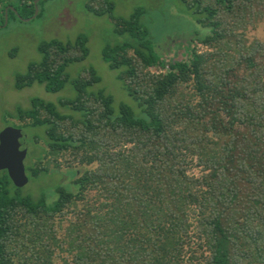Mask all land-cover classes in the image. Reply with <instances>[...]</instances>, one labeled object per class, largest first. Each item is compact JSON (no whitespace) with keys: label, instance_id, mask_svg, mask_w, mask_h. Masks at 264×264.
<instances>
[{"label":"trees","instance_id":"1","mask_svg":"<svg viewBox=\"0 0 264 264\" xmlns=\"http://www.w3.org/2000/svg\"><path fill=\"white\" fill-rule=\"evenodd\" d=\"M181 2L198 27L188 53L172 58L140 22L141 10L121 18L114 0L85 7L128 37L101 58L132 107L115 108L95 88L93 68L68 74L89 56L85 35L41 42L40 60L15 76L16 91L73 92L5 114L24 123L16 128L40 130L30 145L43 148L25 171L57 173L40 165L48 154L84 169L68 171L70 187H56L50 202L24 195L0 172V264H54L65 246L71 260L58 256L61 264H264V43L244 36L264 21V0ZM17 3L31 10L23 18L33 15V5Z\"/></svg>","mask_w":264,"mask_h":264},{"label":"rangeland","instance_id":"2","mask_svg":"<svg viewBox=\"0 0 264 264\" xmlns=\"http://www.w3.org/2000/svg\"><path fill=\"white\" fill-rule=\"evenodd\" d=\"M17 1L13 0L9 3V0H0V132L6 127L24 125L6 117L5 114H13L17 107L28 109L31 98L36 97L55 104L60 99L73 97L69 86L56 94L47 93L38 85L21 91L14 90L15 76L24 73L29 63L40 60L37 53L39 44L53 39L67 42L74 40L78 35H85L88 38L89 56L81 63L70 65L67 69L68 74L73 78L84 70L93 68L101 79V83L95 88L102 89L112 96L115 108L121 103L133 106V101L117 79V72L110 71L101 58L102 50L107 45L120 43L128 37L115 35L113 25L106 16L96 17L87 12L85 7L89 0H41L37 4V16L34 17L33 13L29 18L22 16L30 15L31 10L23 13ZM34 1L20 0L22 6L28 9ZM93 6L97 7L96 4ZM135 10L143 12L140 22L150 31L153 42L160 45L161 52L167 53L170 58L175 55L185 56V53H188L190 49L188 38L198 26L181 0H114L113 14L116 17L128 18ZM27 19L31 20L22 21ZM232 27L236 28L233 34H237V26ZM244 36L248 43L253 41L264 43V21L254 27H248ZM194 45L198 53L208 51L199 44L194 43ZM13 49H16L14 57L10 56ZM161 71L159 67L151 69L153 73H161ZM38 131L40 130H25L28 138L25 167L37 162L39 148H43L41 142L35 148L30 145L31 136ZM40 165L49 172L57 173L40 174L36 178H31L29 172H26L28 183L21 189L24 195H29L32 199H38L45 194L50 199L49 202L54 198L56 187L69 185L71 174L68 171L81 172L84 169L72 164L69 155L48 154L46 157L43 156ZM63 224L65 227V221H60L56 225ZM61 236L62 232L57 236L58 243L61 241ZM65 249L66 246L62 249L56 248L54 264H61L58 256L71 260L70 253Z\"/></svg>","mask_w":264,"mask_h":264},{"label":"water","instance_id":"3","mask_svg":"<svg viewBox=\"0 0 264 264\" xmlns=\"http://www.w3.org/2000/svg\"><path fill=\"white\" fill-rule=\"evenodd\" d=\"M34 1V17L37 16V4ZM33 19V18H31ZM31 19L23 20L29 22ZM25 130L6 127L0 132V172H6L13 186L23 188L28 183L24 161L28 153V140Z\"/></svg>","mask_w":264,"mask_h":264}]
</instances>
